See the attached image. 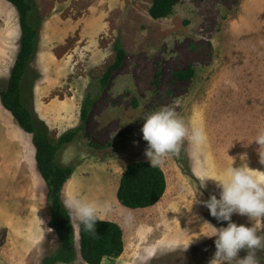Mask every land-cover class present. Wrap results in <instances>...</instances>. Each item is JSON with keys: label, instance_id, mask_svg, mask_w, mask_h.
<instances>
[{"label": "rangeland", "instance_id": "1", "mask_svg": "<svg viewBox=\"0 0 264 264\" xmlns=\"http://www.w3.org/2000/svg\"><path fill=\"white\" fill-rule=\"evenodd\" d=\"M76 1L72 11L87 16L93 0ZM118 2L108 11V29L100 40L104 52L94 65L85 63H90L85 54L70 53L78 36L65 44L58 40L55 55L62 60L65 83L52 96H73L66 111L71 115L38 116L58 139L83 124V103L87 95L92 97L83 129L60 152L59 161L75 167L67 191L104 206L103 218L123 228L124 252L101 264H141L146 250L152 254L147 264H210L215 237L203 234L227 222L211 216L203 204L212 194L219 198L217 182L209 179L200 188L198 177L223 178L232 163L264 171L260 145L248 143L264 129V0H175L173 14L160 19L149 13L151 0ZM35 8L39 15L38 4ZM117 40L126 57L103 85ZM35 62L34 56L31 68L38 73ZM189 68L194 69L192 77H178L177 72ZM6 84L0 81V87ZM25 99L35 109L33 90L25 89ZM162 107L174 108L190 129H203L205 140L196 144L185 139L179 153L167 158L162 168L168 190L157 205L130 210L117 198L120 179L129 164L148 161L141 128L144 117ZM35 155L32 134L0 100V264H44L60 245L48 225L49 189ZM232 220L250 223L237 214ZM75 239L77 257L69 264H88L80 254L79 231ZM258 255L264 257V252Z\"/></svg>", "mask_w": 264, "mask_h": 264}, {"label": "trees", "instance_id": "2", "mask_svg": "<svg viewBox=\"0 0 264 264\" xmlns=\"http://www.w3.org/2000/svg\"><path fill=\"white\" fill-rule=\"evenodd\" d=\"M20 14L21 47L15 65L5 87H0L2 105L16 118L19 125L32 134L36 149L37 168L46 181L48 192V225L59 239V247L45 258L44 264L72 263L77 257L75 231L62 205V191L66 182L74 173L73 165H64L59 161L60 152L72 143L80 134L87 120L91 95L84 100L81 118L83 124L63 133L58 139L49 134V127L35 109L26 103L25 89L32 92L34 81L39 74L31 68V61L37 51L41 18L31 0H9ZM175 0H151L149 13L154 19L169 17L174 12ZM116 56L101 78L107 84L113 73L118 70L126 57V50L120 40L114 43ZM31 74H33L31 76ZM178 77L188 79L194 75L189 68L177 72ZM32 78L29 81V78ZM168 188L166 173L162 167H151L149 161H136L123 172L117 198L120 204L128 208H147L155 205L165 195ZM80 254L88 264H101L107 257L117 258L125 250L124 231L115 221L103 219L97 221L95 235L80 227Z\"/></svg>", "mask_w": 264, "mask_h": 264}, {"label": "clouds", "instance_id": "3", "mask_svg": "<svg viewBox=\"0 0 264 264\" xmlns=\"http://www.w3.org/2000/svg\"><path fill=\"white\" fill-rule=\"evenodd\" d=\"M144 118L141 132L148 145L144 155L151 167H162L168 157L178 154L185 139L196 144L205 140L203 129L195 126L190 129L174 108L162 107ZM253 141L260 145V162L264 164V129L259 130L248 143ZM260 173L264 171L252 169L247 163L239 167H233L232 163L223 178L198 177L200 188L206 187L209 179L217 182L219 198L212 194L203 204L211 216L227 222L226 227L212 226L209 232L203 234L215 237L216 251L210 264H264V257L258 255V252H264V175ZM62 196V205L73 231H79L83 226L85 232L95 235L97 221L103 220L105 207L68 191H64ZM233 214L246 216L250 223L234 222ZM241 251H245L246 255L241 257ZM151 255L146 250L140 257L141 264H147Z\"/></svg>", "mask_w": 264, "mask_h": 264}, {"label": "crops", "instance_id": "4", "mask_svg": "<svg viewBox=\"0 0 264 264\" xmlns=\"http://www.w3.org/2000/svg\"><path fill=\"white\" fill-rule=\"evenodd\" d=\"M33 1L39 6L40 17H42L41 12H45L40 30V41L39 45L37 44L38 49L35 55L36 69L40 75L33 88L35 111L45 119L52 115L55 118L65 115L68 117L71 114L66 111L70 110L68 105H73L71 100L73 96L69 99L52 96L62 86V83H65L64 77L62 78L64 73L62 60L55 55L56 44L59 39L61 40L60 44H65L71 37L78 36L79 40L70 53L72 52L73 55L79 53L80 56L78 57L81 58V55L85 54L83 58L90 61V63H85L94 65L93 61L101 57L104 52L101 49L100 40L108 29V11L111 7L118 5L119 0H93L87 8L88 15L83 14L80 17H77L75 11L77 9L76 0ZM73 7L75 10L72 11ZM21 35L20 14L16 6L9 0H0V81L3 83H7L15 65L21 47ZM67 57L71 56L67 55ZM68 67L65 68V71ZM72 95L74 94L72 93ZM71 182L72 179L70 178L66 182L63 192L68 190ZM129 209L131 210V208ZM141 209L145 208L135 210ZM103 219L114 221L111 218Z\"/></svg>", "mask_w": 264, "mask_h": 264}]
</instances>
